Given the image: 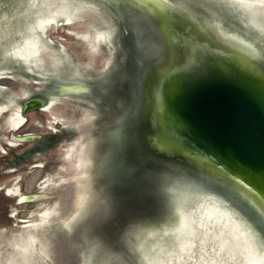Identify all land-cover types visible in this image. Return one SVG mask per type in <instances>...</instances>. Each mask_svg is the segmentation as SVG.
I'll list each match as a JSON object with an SVG mask.
<instances>
[{"label":"water","instance_id":"obj_1","mask_svg":"<svg viewBox=\"0 0 264 264\" xmlns=\"http://www.w3.org/2000/svg\"><path fill=\"white\" fill-rule=\"evenodd\" d=\"M0 264H264V0H0Z\"/></svg>","mask_w":264,"mask_h":264}]
</instances>
